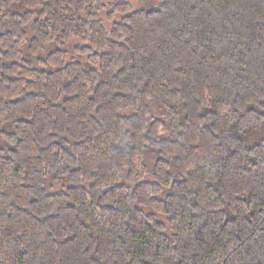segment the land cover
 <instances>
[{
	"label": "trees",
	"instance_id": "16d2710c",
	"mask_svg": "<svg viewBox=\"0 0 264 264\" xmlns=\"http://www.w3.org/2000/svg\"><path fill=\"white\" fill-rule=\"evenodd\" d=\"M0 264H264V0H0Z\"/></svg>",
	"mask_w": 264,
	"mask_h": 264
},
{
	"label": "rangeland",
	"instance_id": "374dc122",
	"mask_svg": "<svg viewBox=\"0 0 264 264\" xmlns=\"http://www.w3.org/2000/svg\"><path fill=\"white\" fill-rule=\"evenodd\" d=\"M162 0H116V2H126L131 5L132 8L138 9V8H151L155 7L157 4H159ZM106 8L101 11L102 19L104 21V24L107 28L111 26L112 21H108L106 19L105 14L108 12L109 8L107 3L105 4ZM114 20H118V17L114 18ZM263 133L261 131H251L247 135V141L248 143H253L258 141L262 137Z\"/></svg>",
	"mask_w": 264,
	"mask_h": 264
}]
</instances>
